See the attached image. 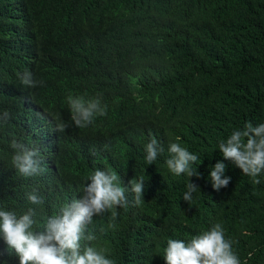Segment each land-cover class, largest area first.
Listing matches in <instances>:
<instances>
[{
	"label": "trees",
	"instance_id": "obj_1",
	"mask_svg": "<svg viewBox=\"0 0 264 264\" xmlns=\"http://www.w3.org/2000/svg\"><path fill=\"white\" fill-rule=\"evenodd\" d=\"M25 72L42 85L25 86ZM69 95L99 98L107 115L77 127ZM247 123L264 124V0H0V210L19 216L34 193L42 225L111 171L128 204L94 216L82 244L114 264H166L169 239L187 244L217 223L240 264H264V172L254 184L219 151ZM153 137L164 151L149 165ZM14 140L39 150L41 174L18 173ZM171 143L198 156L200 178L171 173ZM217 162L231 177L219 192ZM0 264H19L2 234Z\"/></svg>",
	"mask_w": 264,
	"mask_h": 264
},
{
	"label": "clouds",
	"instance_id": "obj_2",
	"mask_svg": "<svg viewBox=\"0 0 264 264\" xmlns=\"http://www.w3.org/2000/svg\"><path fill=\"white\" fill-rule=\"evenodd\" d=\"M20 79L28 87L42 85V81L34 80L30 72L23 73ZM67 103L72 120L80 128L91 125L97 117L107 115V106H102L99 98L85 99L83 96L69 95ZM63 128L60 125L61 131ZM11 146L15 149L12 163L19 174L32 177L43 172L38 149H29L15 140ZM168 150L171 158L166 163L171 173L200 178L201 173L192 167L198 161L197 155L179 143H171ZM145 151L146 161L152 165L164 149L153 137ZM219 151L224 160L232 162L243 174L251 177L254 184H259L261 181L257 177L264 172V124L253 127L247 123L243 130H234L226 142L219 144ZM225 171L226 165L223 162H217L211 169L210 178L217 192L227 188L231 182V177H225ZM89 179L90 183L84 188L81 198L65 204L59 214L44 218L42 225L40 206L44 201L34 193H29L27 198L36 207H29L25 213L17 216L14 211L0 210V234L9 249L14 250L19 257V264H114L106 258L104 250L82 244V241L95 239L89 229L94 216L127 206L125 188L120 186V178L115 172L96 170ZM130 187L134 193V202L139 205L145 191L143 179L137 181L134 178L130 181ZM187 187L183 200L190 202L198 186L190 182ZM167 244L166 264H240L232 242L225 239L220 223L190 243L169 239Z\"/></svg>",
	"mask_w": 264,
	"mask_h": 264
}]
</instances>
